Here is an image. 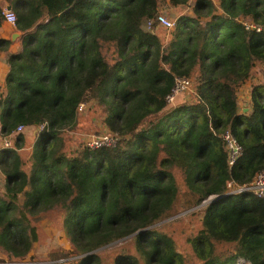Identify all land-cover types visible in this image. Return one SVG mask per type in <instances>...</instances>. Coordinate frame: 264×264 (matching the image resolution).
Instances as JSON below:
<instances>
[{
	"label": "trees",
	"instance_id": "16d2710c",
	"mask_svg": "<svg viewBox=\"0 0 264 264\" xmlns=\"http://www.w3.org/2000/svg\"><path fill=\"white\" fill-rule=\"evenodd\" d=\"M165 1L178 9L190 0L0 4V25L6 5L20 33L0 85V135L13 141L0 152V251L10 260L28 258L35 222L59 209L72 247L61 258L73 264H100L92 253L126 239L135 254L114 264H186L172 238L153 230L173 214L178 171L185 210L222 197L202 209V228L188 240L197 264H264V200L225 196L229 183L244 187L264 171V85L251 86L249 110L237 102L255 65L264 67V31L240 19L263 29L264 0H194L167 41L142 29ZM10 44L0 39V50ZM104 46L114 49L113 63ZM183 78L194 82L193 100L169 104ZM86 102L102 109V125L120 137L115 147L65 150L62 132ZM227 133L241 150L231 167Z\"/></svg>",
	"mask_w": 264,
	"mask_h": 264
},
{
	"label": "rangeland",
	"instance_id": "374dc122",
	"mask_svg": "<svg viewBox=\"0 0 264 264\" xmlns=\"http://www.w3.org/2000/svg\"><path fill=\"white\" fill-rule=\"evenodd\" d=\"M194 0L189 1V5L185 8H173L167 1L160 3L159 13L167 17L173 23L181 16H192L191 9ZM241 22L251 23L248 19H240ZM155 32L164 41H167L168 34L172 30H165L156 27ZM103 55L108 62L113 63L115 58L114 49L110 46H104L102 49ZM193 81V80H192ZM193 83L189 90L179 93L173 104L192 101L194 97ZM264 85V67L261 64H256L252 70L250 78L238 89L237 102L240 110L243 111L246 107L250 109V88L252 85ZM82 109H77L75 126L72 129H66L62 132V137L65 142V150L72 151L87 144L93 137H97L103 133L109 132L102 125L103 112L102 109L92 102L84 103ZM30 142V141H29ZM23 152V150L21 151ZM28 151H24L26 154ZM176 183L181 186V192L185 191L182 185V178L178 171L174 173ZM181 192L175 202V207L171 217L163 220L153 227V230H159L168 235L174 241L176 250L180 253L186 264H197L196 258L192 253L188 243L193 236L202 228V209L197 208L192 211L185 210L182 205ZM190 211V212H189ZM59 209L50 210L45 216L35 222L38 234V241L33 245V248L23 264H73L72 257L62 259L61 257L70 254L71 245L63 232V215ZM0 251V259L8 258ZM128 252L135 254L134 246L129 239L123 242L108 245L97 254L100 258V264H114L120 253ZM6 253V252H5Z\"/></svg>",
	"mask_w": 264,
	"mask_h": 264
},
{
	"label": "built area",
	"instance_id": "2783aa9c",
	"mask_svg": "<svg viewBox=\"0 0 264 264\" xmlns=\"http://www.w3.org/2000/svg\"><path fill=\"white\" fill-rule=\"evenodd\" d=\"M2 19L10 24L11 26H15L16 17L15 14L10 9H5L2 11ZM245 29H255L257 32L264 31V28L255 27L252 23H245L241 22ZM156 27H160L165 30H170L174 27V23L167 19V17L163 14L156 15L153 19L146 20L142 25V29L144 31H151ZM192 79H176L175 86L173 88L172 94L167 98V102L169 104H173L175 97L182 93L183 91L189 90L192 84ZM83 104L79 106V109H82ZM45 125L39 126L36 130L41 131ZM18 131L21 130V127H18ZM226 142V150L228 152V165L229 167L233 166L236 159L240 156V147L236 143L235 139L230 135L226 134L224 136ZM120 141V137L117 134H113L110 132L103 133L97 137H93L90 141L87 142L84 146L89 149H98V148H113L115 147L118 142ZM243 193H250L257 198L264 200V171L257 174L254 181L246 185L244 187H236L232 184H228V192L225 196L228 195H236V194H243ZM215 198H209L208 200L202 203V208L208 205L212 200ZM0 264H23V262H15L10 260L9 258H1ZM237 264H248L242 260H240Z\"/></svg>",
	"mask_w": 264,
	"mask_h": 264
},
{
	"label": "crops",
	"instance_id": "0c3cea01",
	"mask_svg": "<svg viewBox=\"0 0 264 264\" xmlns=\"http://www.w3.org/2000/svg\"><path fill=\"white\" fill-rule=\"evenodd\" d=\"M2 2H3V0H0V4ZM5 9H10V8L5 5L3 7V10H5ZM19 37H20V33L15 30V27L11 26L10 24H8L4 20H2L1 25H0V39L9 41V42H11V44L7 47L6 51L0 50V85L3 84L4 79H5V75H6V72L8 69V66H7L8 52L18 50L17 40ZM244 110L247 111L249 109L246 107L245 109H243V111ZM26 138H27V141L25 144L24 151L30 150L32 143H33L32 137L28 136V134L26 135ZM12 142L13 141L11 139H7V138L3 137L2 135H0V152L6 147H10L12 145ZM4 186H5V176L0 171V195H4V193H5ZM2 253L4 256H7V254L5 252H1V254Z\"/></svg>",
	"mask_w": 264,
	"mask_h": 264
},
{
	"label": "water",
	"instance_id": "95a60500",
	"mask_svg": "<svg viewBox=\"0 0 264 264\" xmlns=\"http://www.w3.org/2000/svg\"><path fill=\"white\" fill-rule=\"evenodd\" d=\"M246 110H244V112H245ZM222 197H218V198H215L214 200H212L210 203H212V202H215V201H217V200H219V199H221ZM190 211H192V210H190ZM189 211V212H190ZM142 232H144V231H141V232H137V233H142ZM100 250H102V249H100ZM100 250H98V251H100ZM98 251H96V252H94V253H92V254H96ZM91 255V254H90Z\"/></svg>",
	"mask_w": 264,
	"mask_h": 264
}]
</instances>
